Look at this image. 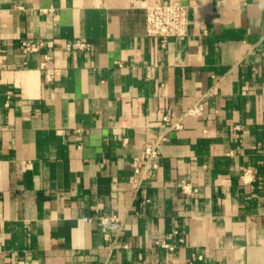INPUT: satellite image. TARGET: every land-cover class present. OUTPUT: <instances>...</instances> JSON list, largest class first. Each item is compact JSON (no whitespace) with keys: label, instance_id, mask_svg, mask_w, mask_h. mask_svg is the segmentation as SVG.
<instances>
[{"label":"crops","instance_id":"0c3cea01","mask_svg":"<svg viewBox=\"0 0 264 264\" xmlns=\"http://www.w3.org/2000/svg\"><path fill=\"white\" fill-rule=\"evenodd\" d=\"M0 57V264H264V0H0Z\"/></svg>","mask_w":264,"mask_h":264},{"label":"built area","instance_id":"2783aa9c","mask_svg":"<svg viewBox=\"0 0 264 264\" xmlns=\"http://www.w3.org/2000/svg\"><path fill=\"white\" fill-rule=\"evenodd\" d=\"M142 8L145 10V32L148 36L158 37L161 39L165 38H181L186 36L188 30L187 24V8L185 5L172 1L170 3L155 2L151 5L142 4ZM22 48L25 52L37 51L42 45L41 44H31L26 41L22 42ZM66 50H83L86 48V44L79 40L69 42L65 46ZM3 58L0 57V61ZM204 113V105L202 100H199L191 107H189L184 115L200 117ZM167 121V119H163ZM173 128H179L178 123H173ZM164 141L163 136H159L154 140H149L144 147L143 154L146 160V164L141 169H136L134 172L133 183L137 188L140 187L145 176L148 174L149 170L156 169V160L158 158V150L161 143ZM252 178V172L250 169L244 170L241 179L245 183H249ZM180 190L184 195H190L196 192V189L191 186V184L182 181L180 184ZM99 222L102 226H114L119 222L116 216L111 217H99ZM161 246L170 251L173 250L169 244L162 243Z\"/></svg>","mask_w":264,"mask_h":264}]
</instances>
